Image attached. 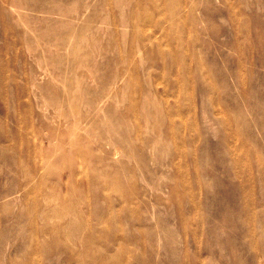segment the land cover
I'll return each instance as SVG.
<instances>
[{
  "label": "rangeland",
  "instance_id": "rangeland-1",
  "mask_svg": "<svg viewBox=\"0 0 264 264\" xmlns=\"http://www.w3.org/2000/svg\"><path fill=\"white\" fill-rule=\"evenodd\" d=\"M0 264H264V0H0Z\"/></svg>",
  "mask_w": 264,
  "mask_h": 264
}]
</instances>
